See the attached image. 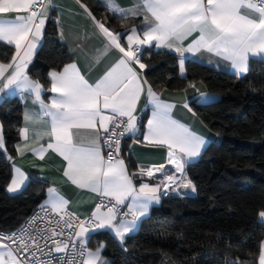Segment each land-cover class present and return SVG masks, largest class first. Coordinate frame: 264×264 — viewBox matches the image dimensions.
<instances>
[{"label": "snow or ice", "instance_id": "snow-or-ice-1", "mask_svg": "<svg viewBox=\"0 0 264 264\" xmlns=\"http://www.w3.org/2000/svg\"><path fill=\"white\" fill-rule=\"evenodd\" d=\"M76 3L102 38V47L84 54L93 63L105 57L111 61L103 76L90 82L70 58L48 72L50 87L39 77L32 78L29 65L43 38L49 11L57 5L53 0H0V42L15 49L10 61L0 62V102L5 95H18L22 101L30 98L38 104L39 111L26 108L23 112L25 123L18 135L24 143L15 144V151L24 156L29 150L41 160L48 151L56 153L65 162L63 176L101 200L81 218L68 210L70 202L58 189L48 187L47 199L26 226L15 232L0 231V264H107L102 255L104 242L94 249L88 247L95 233L110 230L123 246L126 238L138 231L141 219L170 190L178 195L188 194L180 193V188L196 192L185 167L201 155L206 140L173 118L176 105L161 99L162 91L155 90L147 79L146 69L151 64L142 59L145 47L177 53L182 76L186 54L215 55L227 61L237 75L249 71L250 59L264 61V0H134L132 7L105 0L113 16L124 20L143 17L139 30L133 25L126 33L110 29L107 18L98 20L82 0ZM8 14L15 16L9 18ZM125 34L126 44L122 43ZM60 36L63 40L62 30ZM189 37L193 38L185 44ZM76 48L84 52L81 45ZM112 51L119 55L110 56ZM69 53L74 57L75 50L69 48ZM189 87L196 85L190 83ZM43 92L55 94L50 103L42 99ZM142 96L151 105L146 133L140 132L145 125L137 116ZM213 99L201 93L190 102L206 105ZM190 102L186 100L182 106L195 115ZM30 134L31 143L39 147H31ZM141 135L147 145L167 149V163L180 173L179 178L163 163L129 171L121 156V141L126 136L139 141ZM45 139L46 144H40ZM0 151L14 161L6 148L2 124ZM143 177L156 178L159 183L150 185L142 182ZM28 180L13 164L6 191L18 193ZM136 180H141L139 186ZM257 215L264 222V207ZM258 264H264V244L260 245Z\"/></svg>", "mask_w": 264, "mask_h": 264}, {"label": "trees", "instance_id": "trees-1", "mask_svg": "<svg viewBox=\"0 0 264 264\" xmlns=\"http://www.w3.org/2000/svg\"><path fill=\"white\" fill-rule=\"evenodd\" d=\"M98 20L107 18L115 28H129L136 21L113 16L99 1L82 0ZM56 13L47 20L44 38L29 67L32 78L39 77L50 87L48 72L73 59L59 39ZM14 48L0 43V61H10ZM147 79L155 90L183 91L202 82L208 92L219 95L215 102L190 103L196 115L219 136L200 159L186 166L185 173L196 186L194 197L167 196L140 223L137 233L123 246L108 231L95 233L88 243H105L103 256L108 264H258L264 224L258 210L264 207V61L252 59L249 71L236 76L185 61L186 75L178 71L179 57L167 51L143 50ZM50 92H44L47 100ZM144 120V119H143ZM0 122L4 127L8 154L16 156L20 141L23 107L18 97L0 102ZM124 145V150H126ZM133 167L131 160L128 161ZM12 164L0 151V231L19 228L46 198V182L31 178L18 194L6 186Z\"/></svg>", "mask_w": 264, "mask_h": 264}, {"label": "crops", "instance_id": "crops-1", "mask_svg": "<svg viewBox=\"0 0 264 264\" xmlns=\"http://www.w3.org/2000/svg\"><path fill=\"white\" fill-rule=\"evenodd\" d=\"M97 1H99L105 7V0H97ZM53 2L57 5V7L55 8V10L50 9L49 18L52 12L56 13V24H57L56 26H57L58 36H59L61 43L68 48V51H69V48H72L75 50V55L74 57L73 56L72 57L78 63V67H80L82 74H84L86 78L90 80V82L99 79L106 72L111 61L108 59V57H105L103 60H101L100 63H93L89 61L87 56L84 54V53H91L95 49L102 47V38L99 36L98 30L95 28V25L92 23V21L84 13L83 9L79 6V4L76 3V0H53ZM118 2L120 3L121 6H124V7H132L134 4V0H118ZM8 16L9 18H14L15 14H8ZM127 20L128 22L136 21L137 23H133L130 27H132L133 25H136L138 26V30H139V26L141 25V22L143 21V17L142 16L132 17ZM107 26L115 32L126 33V27L115 28L109 22L107 23ZM61 30L63 31V34H64L63 40L61 39V36H60ZM44 31H45V28H44ZM193 35L195 36L196 34H193ZM43 38H44V34H43ZM192 38L193 37H189L188 40L185 41V44L190 42ZM42 41L43 39L40 42V46L42 44ZM122 43L126 44V34L124 35L122 39ZM76 45H81L84 49V52L82 53L80 49L76 48ZM40 46H38L37 52ZM11 47L14 48V46H11ZM146 49H150V48L145 47L143 50H146ZM157 51H167V52L173 53L178 56L177 53L173 51H169L167 49H161ZM109 55L114 57V56L119 55V53L112 51ZM35 57L36 55L34 56L32 63L34 62ZM186 60H193L201 65L209 66L214 69L224 71L226 73H230L236 76H244L248 73L247 72L244 75H237L233 72V70H231L227 61H223L219 57L212 55L210 53H206V52L198 54L196 57L191 56V54H186L185 61ZM251 60L252 59H250V61ZM250 61H249V64H250ZM30 66L31 65H29V67ZM185 75H186V71L183 76ZM195 85H196L195 88L189 87L188 89L183 90V91L162 90V96H161V99L176 105V107L173 109V112H172V116L174 119L178 120L182 124H185L192 131H194L198 135L203 136L206 140V145H205V148L202 150L201 155L195 158L193 162H196L198 159H200L204 150L211 142L219 141V136L216 133L212 132L208 128V126H206V124H204V122L196 115L194 111L193 112L195 113V115H193L192 112H188V110L182 106L186 100L190 102L194 96H199L201 93L207 94L214 98L210 103L215 102L219 99V95L208 92L204 83L196 82ZM7 91L8 90H6V92ZM53 95L55 94L51 93L49 98L46 100L44 98V92H43L42 99L44 100L45 103H50L51 97ZM5 97H7V95H5ZM9 97L19 98L18 95L9 96ZM20 101L22 103L23 112L25 111L26 108L33 110V111H39V105L33 104L30 98L26 102L22 101L21 99ZM137 116H141L144 119L143 124L145 125V127H143L142 133H146L147 118L151 117V105L146 104V97L144 96L141 97V100L137 105ZM24 123L25 122L23 120L22 127L24 126ZM101 134L103 135V133ZM18 143L20 144L24 143L21 137ZM29 143L31 144V147H39V144L31 143V134H30ZM40 144H46V139L41 140ZM125 146L127 147L126 155H123V158H125V163L129 171H138V166L159 165L163 163L166 165L167 171L171 172L173 175H175L178 178L180 177V173L176 172L175 169L172 167V165L167 163V149L166 148H158V147H152L150 145H147V142L143 141V136L139 139V141H136L129 137V139L125 143ZM129 160L132 161L133 167L129 166L128 164ZM11 164L12 166L14 164L16 167H19L29 177V180L31 178H36V179L46 182L48 187H55L56 189H58L59 192L63 194L65 199L69 200L70 202L69 209L75 212L76 214L81 215L82 217H86L87 215H89L94 210L95 205L98 203V199L100 197L96 193L91 192L87 189L76 188L74 185H72L67 180L66 177L63 176V168L65 166V162L63 161L62 157H60L54 152L48 151L45 154V158L43 160L39 159L38 156H36L29 150L25 151L24 156H20V154L16 152L14 161H11ZM185 170H186V167H185ZM159 176L160 174L157 173V177ZM29 180L26 182V186ZM10 181L8 182V184L10 183ZM142 182L148 183L150 185H156L157 183H159V180L156 178L149 179L148 177H143ZM134 183H136L137 186H139V184L141 183V180H136L134 181ZM179 192L180 193L187 192L188 194L178 195L176 192L170 190L169 195L167 196L187 198V197H194L196 195V192L192 193L190 189L180 188ZM18 193H9V194L15 195ZM167 196H163L161 199ZM46 199H47V193H46L45 200ZM160 204H161V200L159 204L154 205L150 209V212L155 207L159 206ZM150 212L149 214H151ZM149 214L143 217L141 221L147 218ZM258 219L260 223L264 224V222H261L259 217ZM102 231L110 232V230H101L99 232H102ZM261 244H264V240L262 241ZM95 246L89 247V248L94 249ZM106 261L108 264L107 259Z\"/></svg>", "mask_w": 264, "mask_h": 264}, {"label": "built area", "instance_id": "built-area-1", "mask_svg": "<svg viewBox=\"0 0 264 264\" xmlns=\"http://www.w3.org/2000/svg\"><path fill=\"white\" fill-rule=\"evenodd\" d=\"M139 117V120L143 122V118L141 116H138ZM142 130L143 128L140 129V132L142 133ZM142 137V135L140 136V138ZM129 139L128 136L124 137L121 141V149H122V152H121V156L123 157V155H126V150H124V145L126 143V141ZM125 159V158H124ZM106 199V198H105ZM101 200V197L98 199V202ZM69 211L73 212L72 210L68 209ZM39 211V207L29 216L27 217L26 221L17 229H20L21 227L23 226H26L27 225V222L29 221V219L31 217H33L34 213L38 212ZM75 213V212H74ZM79 215V214H78ZM81 216V215H80ZM81 218H84L81 216ZM17 229L15 230H11L12 232H15ZM9 232V231H8ZM61 239H64V237H62ZM55 255H64V254H55Z\"/></svg>", "mask_w": 264, "mask_h": 264}]
</instances>
